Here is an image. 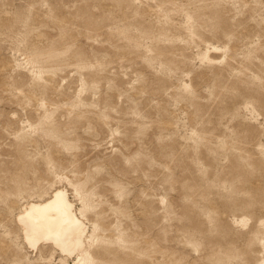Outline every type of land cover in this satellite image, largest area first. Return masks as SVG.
Returning <instances> with one entry per match:
<instances>
[{
  "label": "rangeland",
  "instance_id": "rangeland-1",
  "mask_svg": "<svg viewBox=\"0 0 264 264\" xmlns=\"http://www.w3.org/2000/svg\"><path fill=\"white\" fill-rule=\"evenodd\" d=\"M0 264H264V0H0Z\"/></svg>",
  "mask_w": 264,
  "mask_h": 264
},
{
  "label": "bare ground",
  "instance_id": "bare-ground-1",
  "mask_svg": "<svg viewBox=\"0 0 264 264\" xmlns=\"http://www.w3.org/2000/svg\"><path fill=\"white\" fill-rule=\"evenodd\" d=\"M212 50L219 51L217 47ZM14 219L30 249L51 247L68 256L83 249L86 226L64 188L57 187L46 198L23 203Z\"/></svg>",
  "mask_w": 264,
  "mask_h": 264
}]
</instances>
